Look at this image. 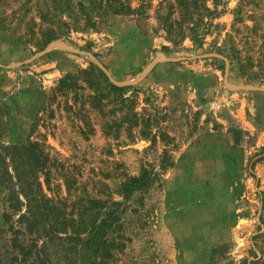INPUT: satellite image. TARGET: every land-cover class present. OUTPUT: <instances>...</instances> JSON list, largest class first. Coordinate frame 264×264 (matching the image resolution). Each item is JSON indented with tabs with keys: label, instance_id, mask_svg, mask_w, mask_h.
I'll list each match as a JSON object with an SVG mask.
<instances>
[{
	"label": "rangeland",
	"instance_id": "rangeland-1",
	"mask_svg": "<svg viewBox=\"0 0 264 264\" xmlns=\"http://www.w3.org/2000/svg\"><path fill=\"white\" fill-rule=\"evenodd\" d=\"M80 1L0 0L2 264L40 202L46 264H264V0Z\"/></svg>",
	"mask_w": 264,
	"mask_h": 264
},
{
	"label": "trees",
	"instance_id": "trees-1",
	"mask_svg": "<svg viewBox=\"0 0 264 264\" xmlns=\"http://www.w3.org/2000/svg\"><path fill=\"white\" fill-rule=\"evenodd\" d=\"M86 1L91 5H86ZM109 1L110 0H107V2ZM80 3L83 5H86V8L91 7V18H92V13L98 12V10L101 9L103 6L105 7L106 4H108L109 7H105V8L112 10L113 12H127L129 10H133L131 5L125 4L123 2H120L119 5H115L113 2L105 3L103 5V0H81ZM62 82H64V80H61V83ZM110 89H116L117 91H121V90L123 91L122 87L112 82H110ZM34 146H35V143L33 142H30V143L28 142L26 145H23L24 148H28L32 152V155L34 158L32 159V162L35 165V167L42 166L43 162L41 159V155L35 148H33ZM14 147H17V146H14ZM5 151L8 153L9 151H12V150H9V147L5 146ZM6 168L7 169L5 170V166H4L0 171V194L4 188L10 187L7 176L8 175L12 176V171L9 169V166L8 167L6 166ZM14 170L17 172V175H16L17 179L20 177V175L23 176L20 170L16 166L14 167ZM148 181H149V176L145 170L142 172L140 176L132 178V180L128 184V188L133 190L135 188H138L146 184ZM13 194L15 193L12 190L7 196V198L11 200L12 202L11 208L16 209L19 207V205H17ZM17 200H19V197ZM38 205L39 206L37 207V210H35L36 209L35 208L33 213L32 211L31 213L29 211L30 213L29 215L20 214V219H26L28 221L29 225H28L27 230L31 234H34V236L31 237L32 244L28 246L24 242V238L21 237V234L25 233L24 231H22L21 229H15L12 232L13 233V236L11 239L12 244L15 249L17 248L18 253L15 259L12 260L10 264H25L27 261L33 258V256H34V259H36L35 264H46L49 258L48 257L49 252L46 251L47 249L46 246L50 243V241L54 243L55 239L63 238V235L61 234L59 235V233H55L54 231H52L53 229H51L50 227H45V226L42 228L38 227L40 222H42V217H41L42 216V210H41L42 202H40ZM38 211H40L41 216L38 213ZM4 215L6 217L10 216L8 212L5 213ZM107 218H108L107 216L102 217L98 222L93 223L91 229L88 231L86 238H84V242L86 246L89 248L88 254L90 256L86 258V261L84 262V264H102L101 261H99L97 258L100 255L102 256L105 255L106 253L105 232L108 226L110 225ZM39 238H45L42 246L40 247H39V244L37 243ZM66 238L75 239L77 237L74 235H69L68 237L66 236ZM67 253H68L67 256L69 257V252ZM2 263H3V259L0 253V264ZM69 264H76V262H74L73 259L70 260L69 258Z\"/></svg>",
	"mask_w": 264,
	"mask_h": 264
}]
</instances>
